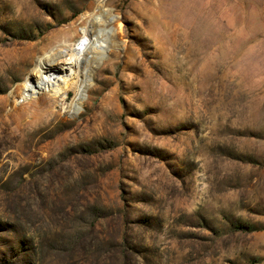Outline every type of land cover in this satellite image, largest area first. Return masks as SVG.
<instances>
[{
	"label": "rangeland",
	"instance_id": "374dc122",
	"mask_svg": "<svg viewBox=\"0 0 264 264\" xmlns=\"http://www.w3.org/2000/svg\"><path fill=\"white\" fill-rule=\"evenodd\" d=\"M100 1L0 0V264H264V0H103L89 86L24 101Z\"/></svg>",
	"mask_w": 264,
	"mask_h": 264
},
{
	"label": "bare ground",
	"instance_id": "6f19581e",
	"mask_svg": "<svg viewBox=\"0 0 264 264\" xmlns=\"http://www.w3.org/2000/svg\"><path fill=\"white\" fill-rule=\"evenodd\" d=\"M118 19L114 10L107 8L101 0L90 11L82 35L73 44L58 43L44 51L31 52L28 56L21 52L7 57L1 67L5 83L27 71L21 89L24 101L51 94L66 105L70 90L73 88L78 92L86 89L96 66L111 49L119 46L109 29V25Z\"/></svg>",
	"mask_w": 264,
	"mask_h": 264
}]
</instances>
